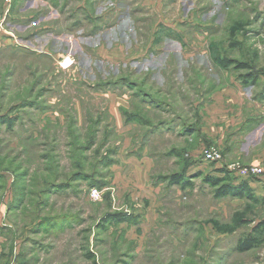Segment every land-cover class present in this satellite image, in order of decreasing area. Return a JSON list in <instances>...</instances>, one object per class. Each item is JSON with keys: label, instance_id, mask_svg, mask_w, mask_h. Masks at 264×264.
I'll list each match as a JSON object with an SVG mask.
<instances>
[{"label": "rangeland", "instance_id": "obj_1", "mask_svg": "<svg viewBox=\"0 0 264 264\" xmlns=\"http://www.w3.org/2000/svg\"><path fill=\"white\" fill-rule=\"evenodd\" d=\"M56 3L0 0V264H264L237 250L264 240V176L206 181L260 163L206 110L248 74L263 93L264 0Z\"/></svg>", "mask_w": 264, "mask_h": 264}, {"label": "crops", "instance_id": "obj_2", "mask_svg": "<svg viewBox=\"0 0 264 264\" xmlns=\"http://www.w3.org/2000/svg\"><path fill=\"white\" fill-rule=\"evenodd\" d=\"M76 1L84 16L90 14L89 11L93 8V3L102 2L105 4L109 0H58L55 6L58 10L64 8L66 12H69L74 9L73 6ZM116 1L119 4L127 2L126 11L133 12L136 10L131 5L133 0ZM157 1L146 0V3L150 2L155 5ZM232 84L225 91V95L224 92H219L213 98V103L206 111L210 113L212 121H219L222 115L226 113L227 142L230 148L232 147L234 154L238 157L241 156L244 160L258 161L260 162L259 165L264 167V92L259 94L257 100L250 101L243 94V92L247 93V88L244 85L234 81ZM247 94L249 95V92ZM224 97H226L225 100ZM213 130H215L213 136L221 135L218 127L211 129V131Z\"/></svg>", "mask_w": 264, "mask_h": 264}, {"label": "trees", "instance_id": "obj_3", "mask_svg": "<svg viewBox=\"0 0 264 264\" xmlns=\"http://www.w3.org/2000/svg\"><path fill=\"white\" fill-rule=\"evenodd\" d=\"M242 67V66H241ZM246 67V66H243ZM256 78L253 74L246 75L245 79L242 80V85L252 84L255 85ZM264 92V86H263ZM220 173L213 174L212 176L209 175L206 177V181L209 182L211 185L219 187L217 190V195L224 197V196H231V197H246L248 199L253 198V193L250 188L251 182L247 180L236 179L233 175H231L226 170H220ZM173 179H178V175H173ZM179 178L178 180H180ZM178 180H175L177 183ZM181 181V180H180ZM224 181L225 184H222ZM262 203H264V197L262 199ZM262 231L264 235V221L260 222L255 230ZM260 244L264 245V240H260L257 237H253L251 235L247 236L246 238L239 240L237 243V250L239 252H246L253 248L258 247Z\"/></svg>", "mask_w": 264, "mask_h": 264}, {"label": "built area", "instance_id": "obj_4", "mask_svg": "<svg viewBox=\"0 0 264 264\" xmlns=\"http://www.w3.org/2000/svg\"><path fill=\"white\" fill-rule=\"evenodd\" d=\"M205 161L210 163H219L220 156L215 151L210 150L205 152ZM227 171L234 177L239 178L241 180H247L248 182H253L255 179H259L264 176L263 169L259 166L243 167L239 164H233L228 165ZM89 197L92 200H99L100 193L96 189H92L89 192Z\"/></svg>", "mask_w": 264, "mask_h": 264}, {"label": "bare ground", "instance_id": "obj_5", "mask_svg": "<svg viewBox=\"0 0 264 264\" xmlns=\"http://www.w3.org/2000/svg\"><path fill=\"white\" fill-rule=\"evenodd\" d=\"M71 59L70 58H67L66 60H64V62L62 63L61 67L64 68V69H67L69 67L72 66L73 63H71Z\"/></svg>", "mask_w": 264, "mask_h": 264}]
</instances>
